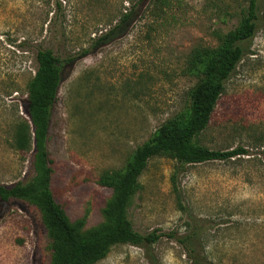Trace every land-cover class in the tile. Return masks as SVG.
I'll list each match as a JSON object with an SVG mask.
<instances>
[{
	"label": "rangeland",
	"instance_id": "374dc122",
	"mask_svg": "<svg viewBox=\"0 0 264 264\" xmlns=\"http://www.w3.org/2000/svg\"><path fill=\"white\" fill-rule=\"evenodd\" d=\"M244 6L245 0H174L162 12L135 0H0V185L34 176L33 152L17 150L14 135L28 118L37 51L49 49L61 66L47 142L52 189L72 222L86 217L85 230L102 223L112 190L99 185L101 175L122 169L161 124L187 108L197 82L185 73L190 53L216 47L214 30L233 29ZM248 46L251 54L227 80L196 142L220 151L243 146L250 154L181 167L166 157L150 160L128 219L159 241L115 245L97 264H191L174 235L186 234L194 219L205 229L213 264H264V156L251 148L254 137L264 138V0ZM50 258L40 211L0 199V264Z\"/></svg>",
	"mask_w": 264,
	"mask_h": 264
},
{
	"label": "trees",
	"instance_id": "16d2710c",
	"mask_svg": "<svg viewBox=\"0 0 264 264\" xmlns=\"http://www.w3.org/2000/svg\"><path fill=\"white\" fill-rule=\"evenodd\" d=\"M173 1L135 0L137 5L148 2L154 10L162 12L170 9ZM259 12L260 0H245L238 24L233 29L214 30L218 41L216 47L198 46L192 50L185 73L196 78L197 82L190 92L187 108L161 124L147 141L135 149L122 169L101 175L99 185L110 188L112 196L103 209L104 221L86 230V217L72 222L52 189L53 169L47 142L61 82V66L51 50L37 51L36 71L27 83L28 118L17 123L14 135L17 150L33 152L34 176L26 184L0 185V199L5 202L24 200L40 211L51 251L49 264H97L115 245L146 248L159 241L161 236L156 232L142 235L135 231L128 219L129 208L142 188L140 178L153 158L166 157L181 167L211 161H235L250 154L243 146L224 151L211 150L197 143L196 138L208 128L225 93L227 80L242 60L251 54L248 44L257 33ZM132 14V10L123 14L121 22H127ZM221 19L228 22L226 16ZM251 148L260 150L264 156L262 134L253 138ZM189 227L186 234L174 235L188 261L191 264H213L206 252L203 225L194 219Z\"/></svg>",
	"mask_w": 264,
	"mask_h": 264
}]
</instances>
